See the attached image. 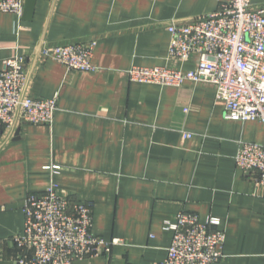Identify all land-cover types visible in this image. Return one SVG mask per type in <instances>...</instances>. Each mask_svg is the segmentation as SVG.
<instances>
[{
    "label": "crops",
    "instance_id": "1",
    "mask_svg": "<svg viewBox=\"0 0 264 264\" xmlns=\"http://www.w3.org/2000/svg\"><path fill=\"white\" fill-rule=\"evenodd\" d=\"M218 7V0H34L19 22L0 11V69L23 55L25 94L57 97L51 123L13 132L0 123V264H16L12 238L23 231L24 202L51 183L92 205L95 235L123 241L73 264H158L172 236L163 221L181 211L220 219L224 256L213 264H264V185L234 163L239 141L264 144L263 124L225 119L212 83L160 86L127 74L132 65L169 63L167 24ZM88 38L96 40L89 71L39 54L45 43ZM196 61L173 65L192 69Z\"/></svg>",
    "mask_w": 264,
    "mask_h": 264
},
{
    "label": "built area",
    "instance_id": "2",
    "mask_svg": "<svg viewBox=\"0 0 264 264\" xmlns=\"http://www.w3.org/2000/svg\"><path fill=\"white\" fill-rule=\"evenodd\" d=\"M219 7L187 23H169L167 65L127 69L130 81L180 87L186 81L209 82L215 99L223 105L225 119L258 121L264 126V6L252 0H218ZM24 0H0V11L14 14L18 22ZM96 40L88 38L60 44L45 43L42 58H51L68 71H89ZM196 57L192 69L174 63ZM28 76L25 56L4 60L0 69V123L10 132L21 123H51L57 97L25 94ZM190 136V133H183ZM235 167L254 174L264 185V144L239 141ZM23 231L12 238L16 264H73L77 260L110 252L119 238L104 239L92 232V205L62 194L51 183L40 195L27 196L23 205ZM172 232L170 245L158 264H213L220 260L225 241L218 217L201 221L193 212L181 211L165 219Z\"/></svg>",
    "mask_w": 264,
    "mask_h": 264
},
{
    "label": "water",
    "instance_id": "3",
    "mask_svg": "<svg viewBox=\"0 0 264 264\" xmlns=\"http://www.w3.org/2000/svg\"><path fill=\"white\" fill-rule=\"evenodd\" d=\"M33 4H34V0H25L24 1V16L27 18H30L31 14H32V10H33ZM17 134V131L16 133Z\"/></svg>",
    "mask_w": 264,
    "mask_h": 264
}]
</instances>
